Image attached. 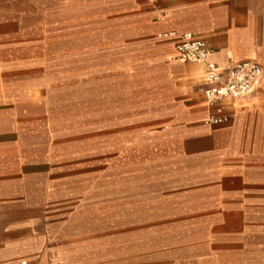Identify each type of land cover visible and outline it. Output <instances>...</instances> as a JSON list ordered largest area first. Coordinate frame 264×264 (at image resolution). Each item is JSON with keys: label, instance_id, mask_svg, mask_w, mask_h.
I'll list each match as a JSON object with an SVG mask.
<instances>
[{"label": "crops", "instance_id": "obj_1", "mask_svg": "<svg viewBox=\"0 0 264 264\" xmlns=\"http://www.w3.org/2000/svg\"><path fill=\"white\" fill-rule=\"evenodd\" d=\"M183 33L206 42L222 74L261 68L249 96L221 102L224 123H204V66L175 57ZM21 56L46 71L54 60L64 84L90 75L97 122L116 124L59 147L118 170L128 192L86 211L0 194V264H160L146 251L162 242L181 264H264V0H0V102L26 96L1 80ZM113 201L141 209L114 215ZM130 222L153 235L136 255L109 237Z\"/></svg>", "mask_w": 264, "mask_h": 264}, {"label": "rangeland", "instance_id": "obj_2", "mask_svg": "<svg viewBox=\"0 0 264 264\" xmlns=\"http://www.w3.org/2000/svg\"><path fill=\"white\" fill-rule=\"evenodd\" d=\"M52 65L54 60L46 71L41 65L31 63L30 58L21 56L11 66L12 70L1 74L3 88L11 87L27 97H17L16 102L7 99L0 102V166L2 172L12 171L0 174V194L19 199L26 195L35 199L62 197L69 201L66 204L71 208L82 211L100 208V200L128 192L126 186L119 185L121 172L89 169L85 162L67 160L77 153L59 144L116 123L97 122L98 114L102 113L97 98L101 99L102 95L89 74L83 76L86 78L81 84L70 81L64 84L62 75L53 72L56 68ZM108 180L115 185L108 186ZM111 204L114 215L141 209L137 202L113 201ZM113 230L109 237L114 241L123 239L129 252L135 255L140 252L139 243L153 236L145 234L144 226L138 222L115 224ZM162 244V249L146 252L159 259L160 264H181L172 258L171 246ZM226 250L227 254L234 251L233 248Z\"/></svg>", "mask_w": 264, "mask_h": 264}, {"label": "built area", "instance_id": "obj_3", "mask_svg": "<svg viewBox=\"0 0 264 264\" xmlns=\"http://www.w3.org/2000/svg\"><path fill=\"white\" fill-rule=\"evenodd\" d=\"M174 50L176 58L204 66L202 96L204 104L210 110L204 120V123L208 125L226 122L227 117L222 114L221 102L249 96L254 91L262 74L260 66L252 61L233 63L222 74L211 59V52L206 42L190 33L178 36Z\"/></svg>", "mask_w": 264, "mask_h": 264}]
</instances>
